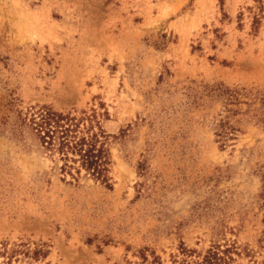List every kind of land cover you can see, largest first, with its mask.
<instances>
[{
  "label": "rangeland",
  "instance_id": "obj_1",
  "mask_svg": "<svg viewBox=\"0 0 264 264\" xmlns=\"http://www.w3.org/2000/svg\"><path fill=\"white\" fill-rule=\"evenodd\" d=\"M220 88L264 95V0H0V249L49 251L0 264H171L233 242L235 264H264V105L233 106L223 146ZM44 105L97 110L111 187L16 132Z\"/></svg>",
  "mask_w": 264,
  "mask_h": 264
},
{
  "label": "trees",
  "instance_id": "obj_2",
  "mask_svg": "<svg viewBox=\"0 0 264 264\" xmlns=\"http://www.w3.org/2000/svg\"><path fill=\"white\" fill-rule=\"evenodd\" d=\"M218 91L221 97L226 96L224 109L228 114L219 119L214 130L218 142L225 146L234 139L238 131L231 117L239 113V109L232 107L238 105L250 107L251 103L245 100L250 95H253V100L261 99L264 105V95L258 98L261 94L227 88H220ZM106 115L107 112L102 114ZM100 116L95 109L82 110L78 113L56 111L47 105L36 106L31 107L26 117L22 118L16 132H19L20 136L24 132L32 133L45 152L60 158L63 162L61 170L73 178H79L81 172L85 171L87 176L111 187L109 174L112 160L108 146L110 135L103 129ZM22 247L23 245L9 248V244H3L0 254L7 255L11 252L9 255L11 260V255L16 253L32 254L36 259H39V256L45 258L49 253L45 250L44 244L34 251L21 250ZM238 250L236 242L214 244L204 252L182 247L180 254L172 257L171 264H235V256L240 255ZM142 257L147 260L145 254ZM152 257L153 264H162L160 257L154 253Z\"/></svg>",
  "mask_w": 264,
  "mask_h": 264
}]
</instances>
